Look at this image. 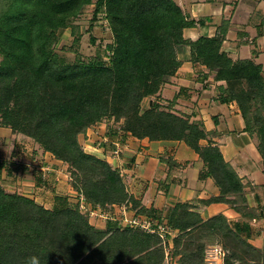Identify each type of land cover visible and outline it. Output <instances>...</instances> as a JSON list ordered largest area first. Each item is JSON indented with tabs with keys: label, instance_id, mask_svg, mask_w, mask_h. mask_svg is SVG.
Masks as SVG:
<instances>
[{
	"label": "trees",
	"instance_id": "16d2710c",
	"mask_svg": "<svg viewBox=\"0 0 264 264\" xmlns=\"http://www.w3.org/2000/svg\"><path fill=\"white\" fill-rule=\"evenodd\" d=\"M92 3L2 0L0 126L24 135L66 163L78 196L72 202L68 195L57 194L53 207L47 208L0 183V264H166L158 234L122 226L111 218L114 208L122 206L137 217L166 220L168 228L177 232L171 264H205L209 242L215 238L230 251L224 264H236L234 260L264 264V249L252 244L224 214L204 219L185 202L166 212L146 207L130 193L120 170L88 153L80 141L90 127L106 121L120 124L122 131L138 139L183 141L199 154L206 176L220 189L218 196L200 202L227 203L242 212L247 207L245 185L213 141L218 132L208 131L202 120L175 112L172 105L151 100L145 108L142 102L159 96L182 66L178 47L190 46L193 64L215 72V81H224L215 98L236 104L245 131L259 140L264 163L263 66L251 59L233 60L222 51L227 25L213 37L186 38L184 29L196 22L175 0H97L94 19L104 12L114 35L108 47L110 60L69 63L55 50L60 30ZM182 93L183 89L174 102ZM6 166L0 160V180ZM36 180L38 186L48 185L42 174ZM89 208L109 215L106 228L91 221Z\"/></svg>",
	"mask_w": 264,
	"mask_h": 264
},
{
	"label": "crops",
	"instance_id": "0c3cea01",
	"mask_svg": "<svg viewBox=\"0 0 264 264\" xmlns=\"http://www.w3.org/2000/svg\"><path fill=\"white\" fill-rule=\"evenodd\" d=\"M175 1L187 17L196 22L194 27L184 29L186 38L213 37L220 33L222 25H227L222 51H226L233 60L251 59L264 68V0ZM187 8H192L191 13L187 12ZM178 57L182 66L176 75L181 85L175 95L181 89L183 93L176 104L191 102L194 109L187 114L175 111V105L171 108L179 114L202 120L208 131L218 132L213 141L219 145L225 159L236 169L245 185L247 207L242 212L227 203L205 205L200 202L218 196L220 189L211 177L206 176L199 154L183 141L138 139L122 131L120 124L117 126L110 121L90 127L86 134L80 135V141L84 136L89 149L84 148L88 153L106 159L118 168L130 193L141 199L146 207L166 212L168 207L185 202L193 205L204 219L222 213L232 226L246 231H242L243 235L258 246L256 243L264 240V163L258 148L259 140L245 131L244 119L235 103L223 104L215 98L217 90L213 92V89L224 81H215L214 72H209L203 65L193 64L190 46H179ZM23 137L30 142L31 139L14 133L11 128L0 126V160L7 163L2 178L13 181H6L7 186H4L34 198L47 208L53 207L57 194H75L77 197L78 193L71 187L68 178L58 181L59 168L64 162L45 152L37 143H27V147L20 145L19 140ZM203 144L207 141L204 140ZM33 150H38V153ZM38 174L48 178V185L53 180V186H59L52 190L51 205L45 202L49 186L37 185ZM128 211L130 216L135 214L132 210ZM104 213L98 210L95 219L102 229L107 226ZM114 213L119 218L124 217L121 207H115ZM99 217H104V221Z\"/></svg>",
	"mask_w": 264,
	"mask_h": 264
},
{
	"label": "rangeland",
	"instance_id": "374dc122",
	"mask_svg": "<svg viewBox=\"0 0 264 264\" xmlns=\"http://www.w3.org/2000/svg\"><path fill=\"white\" fill-rule=\"evenodd\" d=\"M96 1L97 0H93V3L91 5L85 6L80 16L73 20L71 24L73 27H71L70 25L68 28L60 30L61 31L60 37H59L58 42L55 44V50L59 53L60 56L65 57L69 63H77V62L89 63L99 57H102L103 60L107 62L110 60L111 54L108 50V47L114 42V35L110 28L109 20H107L104 16L105 15L104 12L102 13L100 12L97 15V18L94 19ZM1 7H2V0H0V9ZM186 10L187 12L191 13L192 8L191 9L187 8ZM74 29L76 33H72ZM77 37H79V40L76 39ZM178 82H179L178 75L170 77L168 83H166L167 85L165 84L163 86L162 91L159 94V96L145 98L142 102V106L147 108L150 105L151 100H156V101L161 102V104L164 107L175 105V111L179 113L188 112L187 114H189L191 112L190 109H194L193 105L190 104L191 102L182 101L177 104L176 102H174V97H175L174 95L177 92L176 90H179L178 88L181 85ZM216 90L217 89L214 88L213 92H216ZM116 125L119 126V124H116ZM81 139L83 142L82 144L83 147H85L86 150L89 149V147L87 148V146L85 145L84 136H81ZM19 141H20V145L23 144L24 147L29 146L27 143H31V144L34 143L31 140L30 142H28V140H26V138L24 137L22 139L20 138ZM33 152L38 153V150H33ZM94 152L97 153L96 151ZM61 165H62L61 168H59L60 172L58 175V178H59L58 181L68 178V181L70 183L71 180H70L69 166L66 163L61 164ZM6 181L9 182V181H12V179L11 178L10 179L1 178L0 183L3 185L4 184L6 185ZM53 185H54V181L52 180L51 184L48 185L49 188H47V190L49 191L48 195L50 196L47 195V198L45 201L47 204H50V205L53 203V198L51 197L52 192H53L52 190H54V188L59 187V186H56V185L53 186ZM17 188L19 189L20 187L18 186ZM19 190H21V188ZM31 194H34V192H32ZM62 195H67V194H62ZM74 195L75 194L68 195L72 202L77 201V197L76 195L75 196ZM127 216H129V214H127ZM97 217H98L97 214L94 213L91 217V221L96 223V225L99 227L100 226L99 221L95 220L97 219ZM100 219L104 221V217ZM122 226L124 225L122 224ZM211 243L216 244V245L217 244L222 245L220 238H215L213 241L209 242V244ZM256 244L258 245L256 246L257 248L264 249V240L262 241V243H256ZM229 253L230 251L228 250V255ZM234 262L236 264H244V262L238 261V260H234ZM249 262L250 264L256 263L253 260ZM205 264H222V263L221 262L215 263L213 259H209L205 261Z\"/></svg>",
	"mask_w": 264,
	"mask_h": 264
},
{
	"label": "built area",
	"instance_id": "2783aa9c",
	"mask_svg": "<svg viewBox=\"0 0 264 264\" xmlns=\"http://www.w3.org/2000/svg\"><path fill=\"white\" fill-rule=\"evenodd\" d=\"M81 208L84 210H87L88 208L87 204L83 200L81 203ZM89 210H91V215H93L94 213L97 214V211H93L90 208ZM121 210L124 214V217L118 218L115 216L116 215L115 214L111 218L119 220L121 224H123L124 226L130 225L133 227H140L146 232L158 234L161 237L162 243L165 248L166 264H171L170 254L174 247L173 240L177 232L174 229L168 228L166 220L158 221V220H153L147 217H137L135 215L127 216L129 211L126 206H122ZM105 215L107 218H109L108 214H105ZM227 253L228 251L222 245H219V244L210 245L207 249L206 260L213 259L215 263L221 262L222 264H224V258L227 255Z\"/></svg>",
	"mask_w": 264,
	"mask_h": 264
}]
</instances>
